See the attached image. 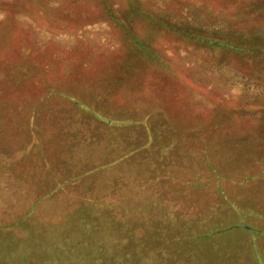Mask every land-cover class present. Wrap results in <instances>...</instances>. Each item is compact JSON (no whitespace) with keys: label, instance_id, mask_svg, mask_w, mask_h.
<instances>
[{"label":"rangeland","instance_id":"obj_1","mask_svg":"<svg viewBox=\"0 0 264 264\" xmlns=\"http://www.w3.org/2000/svg\"><path fill=\"white\" fill-rule=\"evenodd\" d=\"M262 176L264 0H0V264H184Z\"/></svg>","mask_w":264,"mask_h":264},{"label":"crops","instance_id":"obj_2","mask_svg":"<svg viewBox=\"0 0 264 264\" xmlns=\"http://www.w3.org/2000/svg\"><path fill=\"white\" fill-rule=\"evenodd\" d=\"M68 143L71 145L70 142ZM67 146L69 145L67 144ZM255 178L256 177L252 180H255ZM252 180L249 182L244 181V186H248V189L253 191V193L255 191H258V193H254L253 197H249L248 194H246L247 196L242 195V200H240V198L238 200H229L225 197L229 200V203L224 209L226 210L227 208L228 212H226L229 215L225 219L218 216L217 218H219V220L215 223L218 227H222L224 224L228 225L230 223H235L239 220L238 212H242L247 216L249 225L235 227L231 229V232L228 234H224V237L219 232L214 235L211 233L208 238H204V236L203 238L188 237L189 234L195 235L196 232L205 229L203 224L209 220L204 218V216L200 227H187L185 232L189 242L193 241V243H196V251L200 250L201 257L185 260V262H183L184 264H264V194L261 192L264 188V178H262V180L257 179L253 182ZM248 189L244 191L247 190L246 193H248ZM257 195L258 197H256ZM255 198L257 201H254ZM213 212L214 211H212V213ZM241 219L242 217L240 220ZM255 229H258L260 232L253 233L252 230ZM226 235H229V237L227 238ZM181 263L182 262H178V264Z\"/></svg>","mask_w":264,"mask_h":264},{"label":"trees","instance_id":"obj_3","mask_svg":"<svg viewBox=\"0 0 264 264\" xmlns=\"http://www.w3.org/2000/svg\"><path fill=\"white\" fill-rule=\"evenodd\" d=\"M109 3V0H106Z\"/></svg>","mask_w":264,"mask_h":264}]
</instances>
